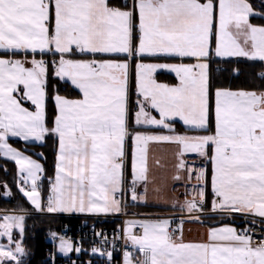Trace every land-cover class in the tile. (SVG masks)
Here are the masks:
<instances>
[{"label": "snow or ice", "instance_id": "obj_1", "mask_svg": "<svg viewBox=\"0 0 264 264\" xmlns=\"http://www.w3.org/2000/svg\"><path fill=\"white\" fill-rule=\"evenodd\" d=\"M127 9V10H125ZM258 15L248 0H133L131 8L113 7L109 0H0V50L59 54L54 75L70 81L81 98L56 95L54 127L45 122L48 65L33 56L31 67L20 60L0 58V153L15 160L24 183L20 191L41 209L37 191L42 166L7 143L9 137L43 141L50 132L58 138L55 182L48 197V212H119L117 193L123 182L125 142L129 137V68L127 62L103 59L173 57L194 63L136 64V125L171 129L179 118L193 129H207L210 83L207 60L246 57L264 61V26L249 22ZM138 32V43L133 33ZM213 40L215 47L213 49ZM101 59L75 60V53ZM160 70L175 73L178 83H159ZM30 102L35 111L24 106ZM159 113V118L151 115ZM215 132L204 136L134 135L135 183L147 180L149 142H174L180 155L210 157L216 201L213 210L248 213L264 218V91L214 92ZM180 167H183L181 163ZM203 172L199 179L203 178ZM179 179V177H177ZM203 197L204 193H199ZM189 212L198 210L187 202ZM0 236L12 242L13 228L23 233V216L3 217ZM141 236L128 239L143 254L142 264H264V238L256 245L248 230L225 226L210 230L208 242L185 243L174 237L168 220L142 222ZM61 251L71 250L61 242ZM95 251V249H94ZM20 243L0 245V264L15 261ZM110 255V254H109ZM125 264H132L125 253Z\"/></svg>", "mask_w": 264, "mask_h": 264}, {"label": "trees", "instance_id": "obj_2", "mask_svg": "<svg viewBox=\"0 0 264 264\" xmlns=\"http://www.w3.org/2000/svg\"><path fill=\"white\" fill-rule=\"evenodd\" d=\"M133 0H109L113 7L124 9L125 4L131 8ZM258 15L251 17V22L264 25V0H248ZM127 10V9H125ZM134 45L138 43V32L133 33ZM48 65L47 78V95L45 104V122L46 126L51 129L54 127V121L57 115L55 105V96L63 95L69 98L79 97L80 93L67 80H60L54 75L55 65L53 61L58 60L55 55L45 54L42 56ZM135 74L136 63L132 65L131 72V112L132 114L137 108V95L135 90ZM156 78L167 83H176L177 78L169 72H159ZM209 83H210V110L209 125L204 130H194L185 127L179 121H171V130L176 132H214V92L216 89L230 90H248V91H264V62L253 61L238 58H215L212 57L209 65ZM24 105L30 107L28 103ZM131 117V115L129 116ZM10 142L22 152L36 158L41 163L43 171L39 189L42 193L43 210L46 209V202L51 195V188L55 179L58 138L51 132L47 134L42 142H26L20 139L10 138ZM129 153V150H128ZM211 148L208 149L210 156ZM207 172L205 180V199L208 210L212 207L214 193L210 185L211 169L207 163ZM21 177L18 172V165L15 160L0 155V209L26 211L28 214L24 217L23 233L21 237V246L25 252V258L20 264H39L46 253V246L51 244L52 238L60 235L66 228L70 229L79 223L85 221H95L93 217L82 215H65L55 213L38 212L31 202L20 191ZM126 184L131 187L130 177L127 176ZM126 205L129 212L159 214L165 211L176 210L173 207L156 206L132 200V190H128L126 194ZM200 218L206 224H217L225 221H232L238 226L243 225L238 218H223L219 215H202ZM2 216H0V220ZM249 223H254L248 221ZM262 224V223H260ZM263 225V224H262ZM21 233H17V235Z\"/></svg>", "mask_w": 264, "mask_h": 264}, {"label": "crops", "instance_id": "obj_3", "mask_svg": "<svg viewBox=\"0 0 264 264\" xmlns=\"http://www.w3.org/2000/svg\"><path fill=\"white\" fill-rule=\"evenodd\" d=\"M249 3V2H248ZM250 4V3H249ZM251 5V4H250ZM252 6V5H251ZM253 8V7H252ZM253 11L257 13L254 9ZM251 17H249V22H251ZM253 25L256 26H264V25H259L252 23ZM213 49L215 47V41L213 40ZM45 54H50L53 55L52 53H45ZM45 54H33L31 52H25V51H16V50H0V58L2 59H11V60H20L25 64V67H31V60L33 59V56H35L36 59H45L42 57ZM57 58H59V54L55 55ZM221 58V57H216L214 54L210 55V57L207 60L208 65H210L211 58ZM67 58L70 59H75V60H91V59H101L102 57L100 56H93L92 54H81L79 52L75 53L74 55H71ZM225 58H230V57H225ZM231 58H238V59H248L246 57H231ZM103 59H115L119 60L120 62H125L127 59V62L130 64L129 68V102H130V93H131V72H132V65L133 63L138 64V63H145V64H178V63H194L195 61L191 59H184L183 61L180 60V58H173V57H150V56H144L142 58H137V57H132V58H126L124 56H118V57H109L105 56ZM253 61H259V60H253ZM264 62V61H262ZM159 72H169L167 70H160ZM156 73V74H157ZM173 75L175 73L169 72ZM155 74V78H156ZM208 75H209V67H208ZM176 77V76H175ZM156 80L159 83H164V84H169V85H174L178 83V80L176 83H167L164 81H160L156 78ZM70 82V81H69ZM71 83V82H70ZM73 86V85H72ZM74 87V86H73ZM75 88V87H74ZM77 89V88H75ZM78 90V89H77ZM135 90H136V74H135ZM230 90V89H228ZM79 91V90H78ZM232 91H241V90H232ZM242 91H248V90H242ZM256 92H262V91H256ZM80 93V92H79ZM62 97H65L67 99H79L81 98V93L79 97H74V98H69L63 95H59ZM28 103L30 107L24 105L25 107H28L30 111H35V108L33 105L30 104V102H24ZM46 104V101H45ZM56 105V104H55ZM57 109V107H56ZM138 111L137 109L129 115L131 117H128V122H129V137L126 139L125 142V151L127 146L130 145L129 147V154L128 157L127 155H124L123 158V182L121 185V191L123 190V187L125 185V181L127 176L130 177L131 184L133 185V180L135 179L134 176V168L133 165L136 160V144L134 141V135L139 132L145 135H163V136H204V135H212L214 132H207V131H200V132H176L172 131L171 129H166L163 127H157V126H151V125H136L134 123L135 121V113ZM58 114V111H57ZM46 115V111H45ZM151 115L156 116L159 118V113H157L155 110H151ZM57 116V115H56ZM171 121H179L182 123L185 127L189 129H193L183 123L182 120L179 118H175L173 120L168 121L170 123ZM209 125V124H208ZM194 130H204V129H194ZM10 138L14 139H20L18 137H9L7 140V143L9 146L13 149H15L14 145L11 144ZM22 140V139H20ZM24 141V140H23ZM26 142H41V141H35V140H28ZM209 147L211 148V153L210 156H200L197 153H184L183 155H180V148L179 146L174 143V142H166V141H153L149 142L148 144V149H147V180L146 181H139L137 180L135 183V193L138 197V201L141 203H146L150 205H156V206H165V207H177L178 212L181 213L184 212L185 214H189V212L186 208L187 202L190 201H195L196 203L205 201V180H206V172H207V167L208 165L206 164L209 160V166L211 169V177H210V185L211 189L213 191V185H212V179L214 175V166L212 163V160L210 157L214 154V148L213 146L209 145L207 147V153ZM59 149V146H58ZM17 151V148L15 149ZM19 150V149H18ZM21 152L23 156H30L21 150L17 151ZM0 155L10 158L8 156L3 155V153H0ZM58 155V153H57ZM197 157H200L201 159H204V157H208V160L206 162L202 163H194V159ZM28 158H34V157H28ZM11 159V158H10ZM124 159H127V162L124 161ZM36 160L40 165L41 163L39 160ZM181 163H183V167H180ZM18 172L19 176L22 178V174L20 172L19 166H18ZM203 172V178L199 179L200 173ZM41 172L38 173L37 175L39 176V179L37 180V185L38 182H40L41 179ZM56 176V172H55ZM179 177V179H177ZM55 182V179H54ZM53 182V183H54ZM30 183V182H28ZM183 185L187 186H194L195 189H197L198 192L196 193H191V190L187 187L184 190H178V187H183ZM31 190V189H30ZM37 191L42 195L41 190L37 187ZM120 191V192H121ZM203 191L204 195L201 197L198 193ZM118 192V193H120ZM117 193V197H118ZM214 193V192H213ZM52 195V192H51ZM216 201V197L214 195V199L212 201V207L209 210L210 215H219L222 216L223 218H229L234 219L235 217L239 219L240 223H244L243 225L238 226L237 224L233 223L232 221H225L222 223H217V224H206L203 222V220L200 218V216H187L184 217L183 222H182V230H181V235L183 242L185 243H206L208 242V234L210 230L216 229V228H221L225 226H230L236 228L237 232H242V227L245 225V223H249L248 221L254 222V223H262L264 225V218H260L258 216H253L248 213H235V212H230L226 210H213V205L214 202ZM48 202V200H47ZM47 202H46V209L45 211L43 210V200H42V208L38 209V212H45V213H55V214H65V215H105V214H113L116 213L115 211L113 212H107V213H96V212H79V211H73V212H48L47 211ZM207 203V202H206ZM121 207V205H120ZM5 237H2V239ZM179 238V237H178Z\"/></svg>", "mask_w": 264, "mask_h": 264}, {"label": "built area", "instance_id": "obj_4", "mask_svg": "<svg viewBox=\"0 0 264 264\" xmlns=\"http://www.w3.org/2000/svg\"><path fill=\"white\" fill-rule=\"evenodd\" d=\"M38 182V188H39ZM21 187L30 190L29 183H24L21 178ZM131 190L126 184L119 193L120 211L105 215H82L93 217L95 221H85L78 225L65 229L60 235L52 239L51 244L46 246V253L39 264H125V253L131 254L132 264H142L144 256L138 251L131 240L128 239V229L131 234L141 236L143 233L139 224L142 222H158L168 220L169 231L174 237H180L182 219L187 216H202L210 214L205 201L198 202V210L189 214H142L129 212L126 205L127 191ZM8 211L0 209V216ZM248 230L252 236V244L256 245L264 238V225L260 223H245L242 232ZM65 241L70 245L69 252H59V245ZM95 249V251H94ZM110 254V255H109Z\"/></svg>", "mask_w": 264, "mask_h": 264}, {"label": "rangeland", "instance_id": "obj_5", "mask_svg": "<svg viewBox=\"0 0 264 264\" xmlns=\"http://www.w3.org/2000/svg\"><path fill=\"white\" fill-rule=\"evenodd\" d=\"M137 108V107H136ZM129 112H131V99H130V102H129ZM130 116V115H129ZM15 147V146H14ZM129 147H130V145L129 146H127V148H126V151H125V155H127V157H128V150H129ZM15 149H16V147H15ZM17 151H19L18 150V148H17ZM21 153V152H20ZM27 157V156H26ZM28 157H31V156H28ZM31 159V158H30ZM32 159H35V158H32ZM13 160V159H12ZM206 160H208V157L206 158V157H204V159H201L200 157H197L196 159H194V160H192V161H194V163H202V162H206ZM36 161V160H35ZM124 161L125 162H127V159H124ZM37 162V161H36ZM38 163V162H37ZM208 164H209V160H208V162H207ZM206 163V164H207ZM41 175V174H40ZM30 182V181H29ZM30 184V186H31V182L29 183ZM38 186V185H37ZM187 187H191V186H189V185H187V186H185V185H183V187H178V190H184V189H186ZM133 189V185L131 184V190ZM27 190V189H26ZM189 190H191V193H196V192H198L197 191V189H195L194 188V186H192L191 188H189ZM30 191V190H29ZM199 194V193H198ZM118 195H119V193H118ZM40 199H41V208H42V195L40 194ZM134 201V200H133ZM135 202H139L138 200H135ZM32 204V203H31ZM33 205V204H32ZM206 205H207V203H206ZM33 207L35 208V209H37L34 205H33ZM170 207H172V206H170ZM174 209H176L177 207H173ZM3 210H5V209H3ZM38 210V209H37ZM177 210H179V209H176V210H171V211H165L164 213L165 214H171V213H180V212H178ZM6 211H8V213H6V214H4L3 216H2V219L0 220V224H3L5 221H4V219H3V217H6V216H15V217H20V216H23V218L26 216V214H28V212H26V211H15V210H6ZM164 213H159V214H164ZM181 213L182 214H185L184 212H182L181 211ZM142 214H144V213H142ZM146 214V213H145ZM184 219V218H183ZM183 219H182V222H183ZM23 221H24V219H23ZM162 221V220H161ZM17 233H21L20 232V230H19V228H13V230H12V233H11V235H12V242H10L9 241V239H8V237L7 236H0V245H3V246H5V248H8V247H11L13 250H14V248H15V244L16 243H20L21 242V237H22V233H21V235L19 234V235H17ZM2 237H5V238H3L2 239ZM53 239V238H52ZM61 244L59 245V252L60 253H63V254H67L68 252H69V250H67V251H61ZM25 252L22 254V255H20V254H18V259H19V262L20 261H22L24 258H25ZM6 264H16V262L15 261H11V262H6Z\"/></svg>", "mask_w": 264, "mask_h": 264}]
</instances>
